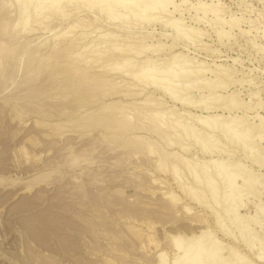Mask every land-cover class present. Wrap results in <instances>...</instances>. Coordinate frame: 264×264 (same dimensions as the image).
<instances>
[{
	"label": "rangeland",
	"instance_id": "374dc122",
	"mask_svg": "<svg viewBox=\"0 0 264 264\" xmlns=\"http://www.w3.org/2000/svg\"><path fill=\"white\" fill-rule=\"evenodd\" d=\"M0 54V264H264V0H0Z\"/></svg>",
	"mask_w": 264,
	"mask_h": 264
},
{
	"label": "bare ground",
	"instance_id": "6f19581e",
	"mask_svg": "<svg viewBox=\"0 0 264 264\" xmlns=\"http://www.w3.org/2000/svg\"><path fill=\"white\" fill-rule=\"evenodd\" d=\"M1 55V54H0ZM196 257V256H195ZM199 258H200V256H199ZM195 259V258H194ZM193 259V260H194ZM195 261V260H194ZM197 261H198V259H197ZM201 261V258L199 259V263H202V262H200ZM192 262V261H191ZM193 264H194V262H192ZM198 263V262H197Z\"/></svg>",
	"mask_w": 264,
	"mask_h": 264
}]
</instances>
